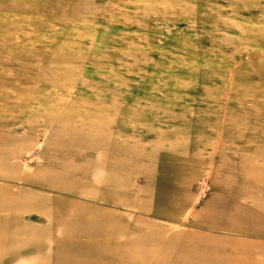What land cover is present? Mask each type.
Instances as JSON below:
<instances>
[{"label":"rangeland","instance_id":"374dc122","mask_svg":"<svg viewBox=\"0 0 264 264\" xmlns=\"http://www.w3.org/2000/svg\"><path fill=\"white\" fill-rule=\"evenodd\" d=\"M0 264H264V0H0Z\"/></svg>","mask_w":264,"mask_h":264},{"label":"bare ground","instance_id":"6f19581e","mask_svg":"<svg viewBox=\"0 0 264 264\" xmlns=\"http://www.w3.org/2000/svg\"><path fill=\"white\" fill-rule=\"evenodd\" d=\"M18 39V38H17Z\"/></svg>","mask_w":264,"mask_h":264}]
</instances>
